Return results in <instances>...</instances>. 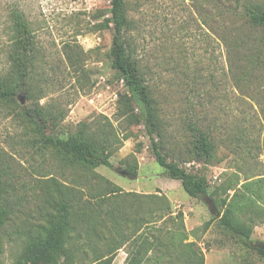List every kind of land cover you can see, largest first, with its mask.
<instances>
[{"label": "rangeland", "instance_id": "obj_1", "mask_svg": "<svg viewBox=\"0 0 264 264\" xmlns=\"http://www.w3.org/2000/svg\"><path fill=\"white\" fill-rule=\"evenodd\" d=\"M248 2L264 7V0H126L127 45L162 121L163 136L155 139L167 159L205 179L206 194L193 198L155 162L138 110L110 68L112 32L103 25L109 1L0 0V84L15 89L9 5L23 13L35 46L28 91L0 101V185L11 206L1 228L0 264H14L27 236L45 222L55 184L79 188L85 198L109 192L105 180L120 188L107 207H123L127 219L111 264H126L127 251L141 239L150 243L142 264H187L193 253L203 264H264L219 222L222 201L243 182L264 194V47L243 15ZM26 107L45 114L40 127L29 121ZM197 118L214 142L209 163L190 152L185 123ZM107 120L117 138L110 167L84 169L54 140L73 134L81 122ZM129 164L136 165L135 176ZM259 208L236 211L251 229L252 246L264 243ZM110 229L107 220L97 231L116 236ZM83 249L71 264H89L95 248Z\"/></svg>", "mask_w": 264, "mask_h": 264}, {"label": "trees", "instance_id": "obj_2", "mask_svg": "<svg viewBox=\"0 0 264 264\" xmlns=\"http://www.w3.org/2000/svg\"><path fill=\"white\" fill-rule=\"evenodd\" d=\"M108 1L109 15L103 20V25L112 32L109 65L115 71L117 79L122 80L127 91V101L138 110V118L150 137L154 160L171 179L180 182L181 188L188 196L193 198L203 196L207 192L204 177L196 172L187 171L172 159H167L161 142L155 139L163 136L162 121L158 114L157 102L152 96V89L139 73L136 59L127 45L126 32L130 28L131 20L126 11V0ZM243 15L255 33L261 34L258 40L264 47V7L258 3H245ZM6 23L12 33L9 60L10 68L15 74V89L0 84V101L13 99L17 90L28 91L26 77L35 57L34 36L17 6L11 4L7 7ZM24 112L36 127L44 123L45 114L41 110L26 107ZM112 128L108 120L95 126L81 122L73 134L65 138L56 137L54 140L61 151L84 169L102 165L110 167V156L117 142ZM185 130L189 135L188 144L194 160L203 164L209 163L214 157L215 149L210 131L202 126L198 118L188 120L185 123ZM126 170L131 175H136V165L129 164ZM105 184L110 185L109 192H98L85 198H82L79 188L55 184V197L47 201L52 211L47 213L45 222L39 229L27 236L23 250L14 264H71L75 253H83L85 247L95 248L89 264H111L116 251L123 243L125 232L122 230V223L127 219L122 213L123 207H107V202L112 197L120 196V188L106 180ZM2 192L0 185V252L1 228L11 207L2 197ZM221 205L224 206L219 217L221 225L239 243L255 249L257 254L264 258V249L257 245L252 246L250 227L236 215V211L249 205H255L259 211V207L264 209V194L257 190L253 182L245 181L240 189L232 194L230 200H223ZM107 220L110 223V232L116 236L103 237L97 231L98 228L104 227ZM132 244L133 247L127 251L126 264H142L150 243L141 239L138 243L133 241ZM186 261L187 264H203V256L200 253L198 256L194 253L188 254Z\"/></svg>", "mask_w": 264, "mask_h": 264}, {"label": "water", "instance_id": "obj_3", "mask_svg": "<svg viewBox=\"0 0 264 264\" xmlns=\"http://www.w3.org/2000/svg\"><path fill=\"white\" fill-rule=\"evenodd\" d=\"M257 246L264 249V243H258Z\"/></svg>", "mask_w": 264, "mask_h": 264}]
</instances>
